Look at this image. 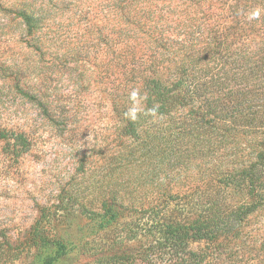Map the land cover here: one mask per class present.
Returning <instances> with one entry per match:
<instances>
[{"label": "trees", "instance_id": "16d2710c", "mask_svg": "<svg viewBox=\"0 0 264 264\" xmlns=\"http://www.w3.org/2000/svg\"><path fill=\"white\" fill-rule=\"evenodd\" d=\"M120 1L127 37L117 55L108 41L105 71L112 111L126 123L130 140L120 161L126 167L135 158L160 167L212 164L214 176L182 196L164 188L151 200H136L133 192L143 184L127 181L109 185L103 199L61 198L55 212H75L77 230L70 236L40 231L34 242L52 247L41 264L71 254L80 259L86 251L97 264H198L205 255L191 250L190 242L227 244L264 206V56L242 48L232 55L228 30H220L213 12L201 11L197 2L194 10H180L167 0L159 9L156 0ZM176 14L182 20L173 22ZM23 16L31 30V17ZM39 105L51 115V100ZM12 138L19 148L29 147L23 133ZM236 193L244 201H236ZM127 210L139 213L127 220ZM142 235L153 242L137 255L126 244Z\"/></svg>", "mask_w": 264, "mask_h": 264}, {"label": "rangeland", "instance_id": "374dc122", "mask_svg": "<svg viewBox=\"0 0 264 264\" xmlns=\"http://www.w3.org/2000/svg\"><path fill=\"white\" fill-rule=\"evenodd\" d=\"M156 2L158 9L164 4ZM167 2L180 10H194L197 2L201 11L213 12V22L228 30L232 55L242 48L256 58L264 56V0ZM124 4L0 0V264H41L52 247L34 242L40 231L76 232L75 212H55L63 197L103 199L109 185L127 181L143 184L133 192L136 200H151L164 188L182 196L202 188L206 175L214 176L212 164L169 162L162 168L135 158L126 167L120 161L130 140L123 133L126 123L112 111L105 71L108 41L117 55L127 37ZM23 13L31 17V30ZM179 19L176 14L173 22ZM20 86L33 97L23 95ZM43 98L54 105L51 115L39 105ZM17 133L28 139L27 149L14 144ZM244 198L236 193V201ZM46 206L50 212L43 211ZM126 212L127 220L139 213ZM239 231L227 244L203 240L188 246L205 255L198 264H264V206ZM152 242L142 235L126 246L138 255ZM79 256L67 255L57 264H97L89 251Z\"/></svg>", "mask_w": 264, "mask_h": 264}]
</instances>
